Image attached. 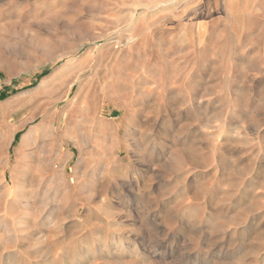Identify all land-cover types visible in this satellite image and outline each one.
<instances>
[{"label": "rangeland", "instance_id": "obj_1", "mask_svg": "<svg viewBox=\"0 0 264 264\" xmlns=\"http://www.w3.org/2000/svg\"><path fill=\"white\" fill-rule=\"evenodd\" d=\"M0 94V264H264V0H0Z\"/></svg>", "mask_w": 264, "mask_h": 264}, {"label": "trees", "instance_id": "obj_2", "mask_svg": "<svg viewBox=\"0 0 264 264\" xmlns=\"http://www.w3.org/2000/svg\"><path fill=\"white\" fill-rule=\"evenodd\" d=\"M6 97L4 94H0V100H3ZM18 135L15 136V140L17 139Z\"/></svg>", "mask_w": 264, "mask_h": 264}]
</instances>
